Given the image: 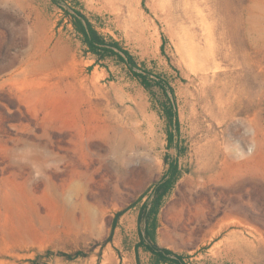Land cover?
Segmentation results:
<instances>
[{
  "label": "rangeland",
  "instance_id": "rangeland-1",
  "mask_svg": "<svg viewBox=\"0 0 264 264\" xmlns=\"http://www.w3.org/2000/svg\"><path fill=\"white\" fill-rule=\"evenodd\" d=\"M59 2L0 0V264H151L139 214L173 162L158 244L264 264V0Z\"/></svg>",
  "mask_w": 264,
  "mask_h": 264
},
{
  "label": "trees",
  "instance_id": "trees-1",
  "mask_svg": "<svg viewBox=\"0 0 264 264\" xmlns=\"http://www.w3.org/2000/svg\"><path fill=\"white\" fill-rule=\"evenodd\" d=\"M59 3V0H53ZM66 10V9H65ZM67 11V10H66ZM72 22L76 31L82 38L83 43L87 46V50L97 55V60L101 61L110 56H114L118 62L126 63L134 75L138 76L143 84L148 88L150 83L144 73L135 70L137 62L132 53L121 45L118 40L110 37L108 39L102 34L92 23V21L80 10H76L72 14ZM167 85V84H166ZM162 87H165L163 84ZM170 91L173 88L168 84ZM167 91V88H164ZM169 97L168 116L175 123L177 131L180 130V122L175 110V102ZM166 107V106H165ZM174 118V119H173ZM174 139V133L169 134V142L172 144ZM179 175L178 163L173 162L164 177L156 184V197L152 200L150 207L148 203H144L139 214L140 224L144 223V229L140 231V241L137 243V251L140 247L150 253L151 264H211L200 263L192 261L188 256L176 252L166 246H160L156 240V230L158 227V212L161 207L164 195L173 187L177 177ZM138 264H140V258L138 257Z\"/></svg>",
  "mask_w": 264,
  "mask_h": 264
},
{
  "label": "bare ground",
  "instance_id": "bare-ground-1",
  "mask_svg": "<svg viewBox=\"0 0 264 264\" xmlns=\"http://www.w3.org/2000/svg\"><path fill=\"white\" fill-rule=\"evenodd\" d=\"M235 160H240V159H238V158H236ZM239 163V162H238ZM239 169V168H238ZM234 210L231 208V209H229L228 211H227V214L229 213V214H231L232 212H233ZM233 214V213H232Z\"/></svg>",
  "mask_w": 264,
  "mask_h": 264
}]
</instances>
